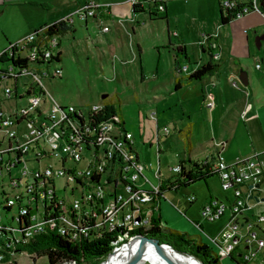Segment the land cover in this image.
<instances>
[{"label": "built area", "instance_id": "2783aa9c", "mask_svg": "<svg viewBox=\"0 0 264 264\" xmlns=\"http://www.w3.org/2000/svg\"><path fill=\"white\" fill-rule=\"evenodd\" d=\"M129 2L132 7L154 12V16L165 11L159 0ZM221 9L224 16L231 12L236 19L252 13L264 17V0H221ZM101 11L105 9L88 6L79 12L80 19L99 16ZM216 38L202 40L206 45L202 49L213 52L214 63L222 56ZM60 43V36L46 28L9 47V59L28 60L27 66L0 62V264L49 232L77 242L123 230L125 235L118 237V244L131 232L160 226L153 216L165 194L163 182L188 169L181 161L168 166L172 176L165 179L158 146L156 167L146 164L136 135L127 130L120 113L95 123L104 104L78 109L53 100L44 82L63 77L58 59ZM256 68L261 69L262 63ZM178 71L187 73L188 69ZM21 80H25L23 85ZM213 107L210 101L208 108ZM145 120L155 124L158 142L161 135L172 133L169 125L159 127L155 116ZM140 139L144 146L146 140ZM216 147L219 154L213 172L222 190L231 192L234 199L232 204L213 200L201 210L202 218L210 222L229 213L225 227L211 239L216 255L231 264H264V212L256 211L264 202L249 199L253 192H264V162L259 154L228 162L223 157V144ZM46 161H55L56 169L44 165ZM149 172L155 183L147 176ZM142 185L148 189L141 191ZM196 200L194 195L187 199L189 204ZM195 226L202 230L199 223Z\"/></svg>", "mask_w": 264, "mask_h": 264}, {"label": "rangeland", "instance_id": "374dc122", "mask_svg": "<svg viewBox=\"0 0 264 264\" xmlns=\"http://www.w3.org/2000/svg\"><path fill=\"white\" fill-rule=\"evenodd\" d=\"M53 5H55L54 2ZM105 7L108 6H104L103 8L106 9ZM4 8L3 0H0V54L7 50L10 44H15L17 39L27 35L30 29L26 28V26H28L32 20L37 21L40 19V15H32L31 11L18 10L11 6L6 9ZM70 8L73 9L72 11H76L77 9L74 3L70 4ZM190 13H192L191 10ZM196 15L197 16H195L194 13L191 14L190 22L186 26L184 22L187 20L181 19L183 29L187 30L191 37H196L197 39L198 32L202 29L206 31L205 34L203 33L200 35L198 40L195 39L192 40V42H197V46H201L202 48L206 46L203 45L204 41L199 40L203 39V35L211 36L218 34L217 36L219 37V34H221L223 41L229 42V45L226 44L222 50L220 46L222 53L221 60L223 61L224 67L223 77L230 80L236 71L235 87L233 86V88L237 89L238 92L249 90L248 87L243 86L239 80V75L241 71L248 72L249 68L252 69L254 58L264 59V17L259 13L247 14L233 21L226 28H222L220 22L217 23L218 21L213 17L204 19L200 18L199 14ZM150 16L154 17L153 15ZM98 17L99 23L96 22V24L93 23L94 21L88 22V20L82 22L79 18L74 17L72 25L76 27L77 31H72V33L70 32L60 36L62 43L61 49L63 51V60L60 67L63 70V77L62 79H56L54 81H45L44 85L46 92H48L58 104L62 106H75L78 109H82L83 107L86 109V107L94 105L100 106L104 104L105 101L117 103L118 113L126 120L127 130L138 136L144 133L145 127L146 130L150 128V126H146L145 124L144 120L146 118L152 119V117L155 116L158 119L160 127L170 124L173 132L172 136L166 140H174V142H169L171 144V150H169L165 158L161 160L163 168H165L167 164L176 166L179 162L175 155L179 154V152L183 153L184 141L181 140L178 134L180 131L178 128L181 126V118L185 117L184 124L187 125L188 122L187 115H182L180 107L187 112L191 110L190 114L196 113L193 118L194 124L191 138L192 146L195 151L192 158L196 161L207 159L208 156L206 155L209 153L207 149L212 148L211 141L215 140V136H210L206 131V119L212 120L211 115L215 112L214 110H216L217 101L210 100L214 103V107L207 110L204 109L203 116L199 111L200 105L194 103L189 108V106L184 103L182 105L179 104V102L174 104V99L171 98L172 95L170 92L174 89L172 88V90H170V81L176 74L173 67V54L171 50H162L164 47L162 45L168 46L166 22L160 19L157 21H149L148 15L141 14L137 16L141 23V28L133 32L132 29H130L131 27L128 29V26L132 24V26L138 28L137 26L139 24L135 21L131 22L132 17H134L132 14L130 20H128L129 22L124 23L123 26L119 25L118 28H116L113 23L107 22V16L104 12H100ZM144 20L146 22L143 23ZM87 22L89 23L88 27L85 26ZM176 22L180 23L179 20H174L172 22V28L177 27ZM245 31L249 33L248 37L245 35ZM120 34L124 35L126 44L130 49L132 48L131 45L133 41H136V43L139 42L137 45L143 49L141 66L145 70L148 78L146 83H141L140 81L138 66L135 68V65L128 64L127 60L121 61L120 57H118L119 52L112 49V47L117 48L116 42L117 39H121L119 37ZM259 38H263L261 40V48L257 47ZM217 43L219 44L218 41ZM137 45L136 47L133 45V48L136 49ZM87 46L91 52L94 53V56L88 54ZM197 46L193 49V55L197 50L196 55L198 57L201 56L202 51L200 52ZM103 51L110 56L112 61L114 60L118 68L114 70V66H106L108 64H106L107 59L105 60L106 55H104ZM184 66L188 67L190 70L194 67L193 63L189 62H186V64L184 63V65L182 64L181 67L186 68ZM158 68L159 81L155 78ZM183 75L186 74L184 73ZM210 79V77L205 78L204 86ZM24 81L25 80H21L20 85H23ZM9 86L12 87V84L10 83ZM2 93V90H0V94ZM185 94V92H182V95ZM118 101H120V105H118ZM208 103L206 104L207 107ZM192 108H194V110H192ZM217 112L214 115L215 117L217 116ZM84 118H86L85 115ZM139 122L141 124H139ZM172 123L176 124L175 127ZM146 146H149V144ZM139 147L142 148L141 146ZM153 148V153L143 149L141 151L139 150L142 159L145 158L146 164H157V159L154 155L157 145H153ZM261 160L264 162V156H261ZM44 165H51L56 169L55 161H46ZM162 172L165 176H172V173L168 169H164ZM147 176L155 183L152 174L147 173ZM220 183L217 177H212L207 181V185L205 182L201 181L177 193H167V199L169 201L176 203L183 210L186 209L190 221L199 222V224L202 225L203 230L197 229L196 227L190 229V236L200 237L202 243L213 249L215 253H217V248L212 243L211 239L220 234L225 227L229 213L226 212L225 216L220 220L210 222L202 218L200 209H202L201 203L209 198L210 194L214 196V199L220 198L227 203L224 197L227 196L229 198L231 192H224ZM147 189L148 187L144 185L140 188L141 191ZM192 195L196 196L198 200L189 208L187 199ZM253 196L264 199V192H253ZM187 209L191 210L188 212ZM256 211L264 212V203L258 206ZM102 235H105V233ZM123 235L125 234L123 233ZM22 249L21 247V250ZM9 257L11 262L8 261ZM103 262L100 264H103ZM221 263L227 264L226 259L221 261ZM3 264L49 263L46 257L38 258L36 255H30L27 252L19 251L15 253V255L7 256ZM84 264L91 263L87 262Z\"/></svg>", "mask_w": 264, "mask_h": 264}, {"label": "crops", "instance_id": "0c3cea01", "mask_svg": "<svg viewBox=\"0 0 264 264\" xmlns=\"http://www.w3.org/2000/svg\"><path fill=\"white\" fill-rule=\"evenodd\" d=\"M159 1H161L162 4H164L165 6V11L163 13H160L158 15L155 14L154 17H151L149 14L146 13L145 14L149 16V21H157L160 19L166 22L168 46L162 45L164 46L162 50L163 51L165 49L171 50L173 54V67H174V71H176V74L174 78L170 81V88H171L170 90H172L178 78L186 77L194 73L200 67L207 64L209 60H211L209 51H207L206 48L202 49L201 46L200 47L197 46V42L195 43L192 42V40H195L196 37H191L189 32L183 29L181 25V19L187 20L184 22L186 26L190 22L189 20L191 14L194 13L195 16H197L196 14H199L200 18H204V19L213 17L214 19H216V21H218L217 23H219L220 11L222 10L221 0H159ZM4 2H8V3H4ZM53 2L55 3V5H53ZM71 3L75 4L77 8L76 11H72L73 9L70 8ZM3 4L5 7L4 9L11 6V7H15L18 10L31 11L32 15H40L39 20L37 21L32 20L28 24V26H26V28L30 29L27 35L23 38L17 39L15 41V44H10V46L22 43L30 35L40 33L41 31L46 29L49 25H52L54 23L67 22L68 24L72 25L73 23H71V20H73L74 17L80 19L81 16L79 15V12L88 6H93L94 8L97 9L100 7L103 8L104 6H108L105 7L106 10L104 11L107 12V14H109L106 15L108 20L107 22L113 23L116 26V28H118L119 25L123 26L124 23L129 22L128 20H130L131 14L134 16L132 17L131 22L135 21L139 25L137 26L138 28H135L131 24L130 26H128V29L129 27H131L130 29H132L133 32H136L137 29L141 28V23L139 22L137 17L138 15L141 14H138L135 17L129 0H3ZM190 10L192 11V13H190ZM225 14L226 13L223 12V15ZM98 19L99 17L97 15L93 18H87L86 20H88V22L94 21L93 23L96 24V22L99 23ZM174 20H179L180 23L176 22L177 27L172 28V22ZM232 20L235 21L236 18L233 17ZM88 22L85 23V26L87 27L89 24ZM144 22L146 21L144 20L143 23ZM230 24L223 26L220 23L222 28L223 27L226 28ZM73 28L74 31L76 32L77 31L76 27L74 26ZM203 30L204 29H202L200 32L197 33L198 37L196 40H198L201 34L203 33L205 34L206 31ZM246 32L247 31H245V35L248 37L249 33L246 34ZM217 35L218 34L211 36H217ZM119 37L121 39H117L116 42L117 48L112 47V49L119 52L118 57H120L121 61L127 60L128 64L135 65V68L138 66L140 81L141 83L142 82L146 83L148 81V78L146 76L145 70L141 66L143 49H141L140 46L137 45L139 44V42L136 43V41H133L132 45L130 44L132 46V48L130 49L126 44L124 35L120 34ZM205 37L207 36L203 35V38ZM199 40H203V39H199ZM215 40L219 42V45L221 46V50L226 44L229 45L228 41L227 42L223 41L221 34H219V37L217 36ZM133 45L134 47H136L137 45V48L136 49L133 48ZM196 46L199 48L200 52L202 51L201 56L197 57L196 55L197 50L193 55V49L196 48ZM87 48H88V54L90 56H94V53L91 52L88 46ZM61 53H62V58H61V63H62L63 60L62 49H61ZM104 55H106L105 60L107 59L106 64H108L106 66H110V67L114 66V70L115 68H118L114 60L112 61L107 53L105 54L104 52ZM221 59L217 63L220 66L218 72H216L212 76H208L211 79L206 83L205 86L204 84L206 77L202 81L188 84L182 87L178 91H175L174 89L170 91L172 95L171 98L174 99V104H177V102H179V104L182 105L184 103L185 105L189 106V108L194 103L196 105H200L199 111L202 116L204 114V109L205 110L209 109L206 104L210 100L217 101L215 107L216 110H214L215 112H213L211 115L212 120L210 118H209L210 120L206 119V131L208 132V134H210V136H215V140L211 141L212 148L207 149L209 151V153L206 155L208 156V158L205 160L203 159L197 161L194 160L192 158V156H194L195 153L194 147L192 146L191 151L189 152L185 147V143H183L184 144L183 153L179 152V154L175 155L178 158L179 162L180 161L185 162L187 160H192L195 162L210 161L214 164L219 154V150L216 147V144H223V157L228 162H234L237 159H245L252 156L253 154H259L260 158L261 156H264V59H259V58L253 59L254 62L252 69L251 68L248 69L249 90L240 91V92H238L237 89L233 88V86L235 87L236 71L234 72V74L232 73L233 76L232 78H230V80L229 79L227 80L225 79V77H223L224 67H223V61ZM186 62L193 63L194 67L191 70L187 67L188 72L185 73L186 75H183L184 73H179L178 69L181 71L182 64L184 65V63L186 64ZM259 62L262 63L261 69L256 68V65ZM142 75L144 76L143 80L141 79ZM155 78L157 79V81L160 80L159 68L156 70ZM182 92H185L186 94L182 95ZM224 98H225V104H224ZM118 105H120V101H118ZM194 108H192V110H194ZM180 110L183 116L185 114L187 115L188 122L187 125L184 124L185 117L181 118L180 120L181 126L177 128L180 131H182L186 129L188 126H191V130H193V124H194L193 118L196 113L190 114L191 110L187 112L184 111L182 107H180ZM216 112H217L216 114L217 116L215 117L214 115ZM144 121L146 126H150V128L146 130L145 127L144 133L142 135L139 136L136 135L138 144L139 146L142 147V148L139 147V150L141 151L143 149L150 153H153L154 150L153 145H157L158 143L157 146L161 154L160 155V163H161L162 158H165L166 153H168L169 150H171V144L169 142L171 143L174 142V140H169V141L166 140L167 138H170L172 136V133L169 136L161 135L158 142L155 135L156 132L154 126L155 124L153 123V121H148V122H146V120ZM139 124L141 123L139 122ZM157 124L159 126L158 119H157ZM175 125L176 124L174 123L173 126L175 127ZM142 137L146 140L144 146L140 139ZM148 144L149 146H146ZM154 155L156 156V151H154ZM144 159L142 160L145 161ZM156 165H154V167H156ZM160 165H161V172L164 169H167L168 166H171L170 164H167L166 167L163 168L162 163ZM162 174L165 179H168L170 177V176H165L163 172ZM214 177L218 178L217 175H215ZM172 192L177 193L175 191ZM224 199L228 204H232L234 201L233 194L231 193L229 195V198L225 196ZM213 200L214 201L218 200L219 202L225 203L220 198L214 199V196L210 194V197L201 203V208L203 209L205 205H207L209 202ZM187 203L189 204L188 201ZM175 204L176 203L169 201L167 199V193H165L164 197L160 201L157 210L156 209L154 210L153 217L156 220H158V222L161 223L160 227H166L168 229L173 228L171 230L176 229L175 231L181 233H187L190 235L189 230L195 228L196 227L195 225L198 224L199 222L190 221L188 219L186 209L183 210L181 209V207H179L177 204L176 206ZM192 205L193 204H189V208H191ZM190 210L191 209H189L188 212ZM228 219L229 216L227 217L226 223ZM226 262L227 264H231L227 260Z\"/></svg>", "mask_w": 264, "mask_h": 264}, {"label": "trees", "instance_id": "16d2710c", "mask_svg": "<svg viewBox=\"0 0 264 264\" xmlns=\"http://www.w3.org/2000/svg\"><path fill=\"white\" fill-rule=\"evenodd\" d=\"M135 14L143 13L137 6L134 7ZM234 16L228 12L227 16L223 15L220 11V23L223 26L230 24ZM74 26L69 25L67 22H58L47 27V32L55 35H63L72 33ZM61 43L59 45L60 52L58 55L61 61ZM11 54L5 50L0 55L1 63H12L15 67L27 66L28 60L9 59ZM220 66L209 60L207 64L200 67L194 73L178 78L175 82L174 90L178 91L182 87L202 81L205 77L212 76L218 72ZM144 76H141L143 80ZM118 113L117 106L111 102H104V110L101 111L95 118V123L99 124L108 121ZM180 138L184 141L186 149L190 152L192 130L191 126L179 132ZM182 164L188 165V169L183 168L182 173L176 176L175 179H168L163 182L162 190L164 193L172 191L178 192L181 189H186L197 182H205L214 177L216 174L213 172V163L210 161L195 162L187 160ZM157 220H155L156 222ZM158 222V221H157ZM155 224V223H154ZM123 230H115L113 232L103 235L96 240H88L81 238L77 242H71L67 237L61 236L56 232H49L42 234L31 240L30 243L24 245L22 250L30 255H36L38 258L46 257L49 264H68L70 262H77L78 264L91 263L100 264L108 258L118 246L127 243L132 237L141 236L157 240L160 244H166L173 247L175 250L190 254L196 257L202 264H222L213 249L203 244L200 237L190 236L187 233H181L166 227H160L155 224L147 231L139 229L138 231L131 232L123 242L116 244L118 236L123 235ZM36 261V259H35Z\"/></svg>", "mask_w": 264, "mask_h": 264}, {"label": "bare ground", "instance_id": "6f19581e", "mask_svg": "<svg viewBox=\"0 0 264 264\" xmlns=\"http://www.w3.org/2000/svg\"><path fill=\"white\" fill-rule=\"evenodd\" d=\"M213 60V52H210ZM127 256L130 264H200L199 261L189 256L179 255L171 249L165 250V256H160L152 245L135 242L132 247L119 246L103 264H122Z\"/></svg>", "mask_w": 264, "mask_h": 264}, {"label": "water", "instance_id": "95a60500", "mask_svg": "<svg viewBox=\"0 0 264 264\" xmlns=\"http://www.w3.org/2000/svg\"><path fill=\"white\" fill-rule=\"evenodd\" d=\"M263 38H259L258 39V43H257V47L258 48H261V40ZM239 80L241 81V83L243 84V86L245 87H248L249 86V74L248 72L246 71H241L240 75H239ZM105 98V97H104ZM257 188H259V185L257 186ZM249 199H254L257 203L259 202H264V199L260 200L259 198L257 197H254V196H251ZM243 226V225H242ZM135 242H142V243H146L148 245H152L154 248H156L158 254L162 257V256H165V250L166 249H171L173 250L174 252H176L177 254L179 255H184V256H189L191 258H194L195 260L199 261L196 257L190 255V254H186V253H182V252H179L177 250H175L173 247L169 246V245H166V244H160L157 240L155 239H151V238H148V237H141V236H135V237H132L127 243L121 245L122 246H127L130 250V248L132 247V245L135 243ZM119 247V246H118ZM117 248V247H116ZM116 248L114 249V251L116 250ZM113 251V252H114ZM111 255L108 256V258L110 257ZM130 257L127 256V258L125 259V261L122 263V264H130ZM200 262V261H199ZM104 263V262H103ZM200 264H202L200 262Z\"/></svg>", "mask_w": 264, "mask_h": 264}, {"label": "flooded vegetation", "instance_id": "af4514ba", "mask_svg": "<svg viewBox=\"0 0 264 264\" xmlns=\"http://www.w3.org/2000/svg\"><path fill=\"white\" fill-rule=\"evenodd\" d=\"M132 6V5H131ZM138 8H140L142 11H143V13H140V14H149V15H153L154 16V12H149V11H147V10H145L146 8L145 7H138ZM132 9H134V7H132ZM106 10V9H105ZM103 11V10H102ZM102 11H101V13H102ZM108 13H109V11H108ZM105 15H109V14H107V12H105ZM134 15L136 16V15H138V14H135L134 13ZM60 36V35H59ZM8 51H9V53L11 54V56H12V52L9 50V49H7ZM2 54V53H1ZM0 54V55H1ZM12 64V63H11ZM13 65V64H12ZM14 66V65H13ZM15 67V66H14ZM116 105V104H115Z\"/></svg>", "mask_w": 264, "mask_h": 264}]
</instances>
